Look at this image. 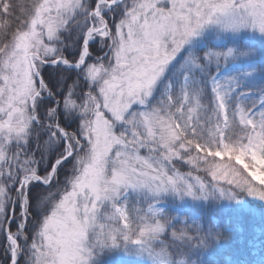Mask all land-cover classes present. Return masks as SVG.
<instances>
[{"label": "snow or ice", "instance_id": "6c2138e0", "mask_svg": "<svg viewBox=\"0 0 264 264\" xmlns=\"http://www.w3.org/2000/svg\"><path fill=\"white\" fill-rule=\"evenodd\" d=\"M0 264H264V0H0Z\"/></svg>", "mask_w": 264, "mask_h": 264}]
</instances>
